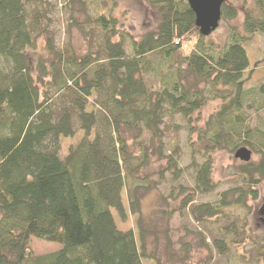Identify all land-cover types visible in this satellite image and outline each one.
I'll return each instance as SVG.
<instances>
[{
  "label": "trees",
  "instance_id": "trees-1",
  "mask_svg": "<svg viewBox=\"0 0 264 264\" xmlns=\"http://www.w3.org/2000/svg\"><path fill=\"white\" fill-rule=\"evenodd\" d=\"M145 1L159 15V23L139 40L120 29L113 15L116 0L92 1L96 15L87 18L82 30L98 35L100 42L95 53L78 57L66 46L56 48L38 0H0V264H144L143 259L156 258L147 247L154 230L148 232L140 222L139 246L134 229L118 227L114 211L127 220L123 191L128 188L130 212L141 213L143 191L154 189L157 182L149 180L145 186L134 181L151 158H168L167 169L178 170L177 158L165 153L162 126L167 117L180 115L190 132H197L188 166L196 170V193L217 188L214 150L236 152L253 145L254 138L264 148V119L259 117L254 127L248 113L250 99L258 104L257 112L264 108V79L249 87L254 77L264 78V60H253L247 47L255 34L264 35V0H254L245 11L244 33L233 32L226 44L201 34L187 0ZM77 6L85 13L90 7L88 0H67L69 25ZM236 13L223 5L222 19ZM44 36L46 43L33 66L28 50H36ZM152 56L169 62L155 86L146 79L154 68ZM93 92L104 114L103 130L90 141L87 137L98 122L86 110ZM209 98H220V108L203 128L193 127L194 112ZM77 127L86 138L63 157L60 139L74 136ZM124 131L134 133L137 153L129 150ZM174 152L178 155V148ZM197 155L203 158L201 164ZM239 173L241 185L220 192L213 201L192 204L197 223L226 217L259 196L264 158L245 162ZM192 202L191 197L184 201ZM33 238L58 243L60 249L35 255ZM214 245L226 253L232 240L215 238ZM189 248L183 243L178 253L169 239L167 255L173 263L183 262ZM259 256L256 263L264 264V244Z\"/></svg>",
  "mask_w": 264,
  "mask_h": 264
},
{
  "label": "rangeland",
  "instance_id": "rangeland-1",
  "mask_svg": "<svg viewBox=\"0 0 264 264\" xmlns=\"http://www.w3.org/2000/svg\"><path fill=\"white\" fill-rule=\"evenodd\" d=\"M97 0H88L89 9L87 13L82 11L79 6L74 9V20L71 25L68 24L70 16L66 7L67 0H38V6L42 12V20L47 28V34L54 37L57 49L65 46L69 48L70 53L81 57L89 53H95V45L100 40L98 35L87 36L82 30L86 27V21L89 16L96 15L93 8ZM254 0H225L229 7L236 10L234 18H225L220 21L219 27L208 35L207 40L226 44L233 32H243V22L245 11L252 7ZM113 15L118 19V24L122 32L130 37L139 40L147 31L155 30L159 23V15L153 10L145 0H116ZM119 40V38H116ZM36 50H28L32 65L36 63L38 53L46 43V37H42ZM124 46L129 55H131L130 41L126 39ZM249 54L255 61L264 60V35L255 34L247 44ZM185 50H181L183 54ZM154 59V68L151 73L146 75L148 83L158 85L162 79L161 73H166L169 62L159 57ZM165 63L163 68H159V63ZM263 66V65H262ZM259 67L260 69H263ZM161 72V73H160ZM263 76L254 77L249 83V87L257 86L263 81ZM97 93L93 92L90 97V103L87 107L88 112H94L97 116V126L87 137L92 141L97 132L103 130V112L99 110L96 103ZM253 98V97H252ZM222 104L220 98H209L200 110L194 112L192 126L203 128L209 117L216 112ZM251 109L248 113L252 116L254 127L259 124V117L264 119V108L257 112L255 104L250 99ZM164 128V146L165 153L168 156H175L178 160L179 172L168 170V158H151L149 166L142 168L138 172V178L134 181L136 184L147 186L151 180L156 187L143 191L141 213H131L129 209L128 188L123 191V202L127 211V220L122 221L114 211L117 225L122 230L134 229L140 246V222H143L145 230H154V233L148 235L147 247L148 253H154L156 258L143 259L144 264H257L259 262V253L264 244V180L257 186L259 196L249 198L247 207L238 208L230 212L226 217L216 218L211 223H197L192 215L191 206L203 201H213L218 198L220 192L233 186L241 185L243 178L239 173V167L245 162L235 157V151L230 152L226 149H216L212 152L214 160L213 178L217 184L215 191L211 193L194 192L196 170L188 167L192 162L191 142L198 144L197 132H190V125L186 120L177 115L173 118L167 117L162 126ZM127 138L129 150L138 152L131 131H124ZM86 138V134L80 128H76L72 137H62L61 154L66 156L71 147L77 146ZM253 145H243L252 151V157L249 162H258L264 158V148L260 149V141L252 139ZM178 148V155L175 150ZM199 164L203 162L200 155L196 156ZM137 161H133V164ZM177 172V173H176ZM146 179H142L145 178ZM132 181V180H130ZM155 185V184H154ZM191 197L193 202L185 204L184 201ZM233 225L232 231H225L227 226ZM227 237L232 240V245L226 253H221L214 245V239ZM171 239L176 252H180L183 243L189 244V257L181 262L174 261L167 255L168 240ZM31 248L35 255L46 254L60 249L58 243L48 242L33 238Z\"/></svg>",
  "mask_w": 264,
  "mask_h": 264
},
{
  "label": "water",
  "instance_id": "water-1",
  "mask_svg": "<svg viewBox=\"0 0 264 264\" xmlns=\"http://www.w3.org/2000/svg\"><path fill=\"white\" fill-rule=\"evenodd\" d=\"M195 12L196 24L204 36L210 35L220 24L222 18V7L225 0H187ZM235 157L244 162H249L252 151L247 147L236 150Z\"/></svg>",
  "mask_w": 264,
  "mask_h": 264
}]
</instances>
